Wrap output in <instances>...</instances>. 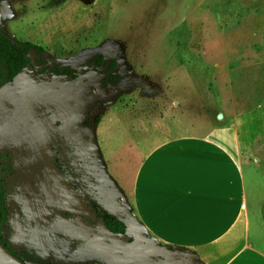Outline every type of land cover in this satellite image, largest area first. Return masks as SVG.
I'll use <instances>...</instances> for the list:
<instances>
[{"label":"rangeland","instance_id":"obj_1","mask_svg":"<svg viewBox=\"0 0 264 264\" xmlns=\"http://www.w3.org/2000/svg\"><path fill=\"white\" fill-rule=\"evenodd\" d=\"M16 2L3 0L1 10L16 40L59 62L102 54L106 67L76 80L28 69L0 91L1 232L10 250L26 264H119L113 246L138 264H197L157 245L129 214L124 236L102 218L127 213L122 199L142 145L222 123L231 74L264 65V0ZM113 60L119 83L104 86ZM245 172L252 215L263 222L264 163Z\"/></svg>","mask_w":264,"mask_h":264},{"label":"crops","instance_id":"obj_2","mask_svg":"<svg viewBox=\"0 0 264 264\" xmlns=\"http://www.w3.org/2000/svg\"><path fill=\"white\" fill-rule=\"evenodd\" d=\"M235 74L222 123L199 136L140 147L147 152L122 199L127 213L117 216L125 222L129 214L157 245L187 249L201 264H264V215L263 222L252 215L245 172L264 163V65ZM113 249L119 264H138Z\"/></svg>","mask_w":264,"mask_h":264},{"label":"trees","instance_id":"obj_3","mask_svg":"<svg viewBox=\"0 0 264 264\" xmlns=\"http://www.w3.org/2000/svg\"><path fill=\"white\" fill-rule=\"evenodd\" d=\"M34 51L36 54V64L41 67L47 65L44 69L36 70L32 64L29 54ZM53 61L49 55L46 54L45 49L41 46L32 44L30 42H21L9 35L1 25V2H0V91L7 85L12 84L15 79L28 69L35 71L37 75H43L46 72H51L59 77H66L72 80H76L81 76L86 75L88 72L100 71L106 67L105 59L102 54H95L91 57L78 61V62H59L54 61V65L49 63ZM117 60H113L110 65L107 66V76L103 79V85L108 84L117 85L120 77L117 73ZM217 126V125H215ZM214 127V126H213ZM212 128V127H211ZM207 128L208 130L211 129ZM82 164V162H81ZM87 179V178H86ZM85 192L93 194L94 187L85 184ZM0 200L2 202V217L0 224V243L14 256L21 259L17 254L13 253L8 247L5 238L1 232L3 223L6 216L4 198L2 189L0 186ZM86 201V200H85ZM102 226L115 235L124 236L126 234L127 225L124 221L120 220L117 216L107 212L102 218ZM96 225V224H95ZM96 227V226H95ZM169 250L174 254H181L183 252H189L184 248L169 247ZM191 254V253H190ZM197 264H201V261L191 254Z\"/></svg>","mask_w":264,"mask_h":264},{"label":"water","instance_id":"obj_4","mask_svg":"<svg viewBox=\"0 0 264 264\" xmlns=\"http://www.w3.org/2000/svg\"><path fill=\"white\" fill-rule=\"evenodd\" d=\"M29 58L32 61V64L34 65L36 70L39 69H44L47 67V65L44 66H37L36 64V54L34 51H32L29 54ZM49 65L53 66L54 65V61H51L49 63ZM219 119L222 118V115L218 116ZM1 217H2V202L0 200V224H1ZM0 264H26L25 262H23L21 259H19L18 257L14 256L12 253H10L1 243H0Z\"/></svg>","mask_w":264,"mask_h":264}]
</instances>
